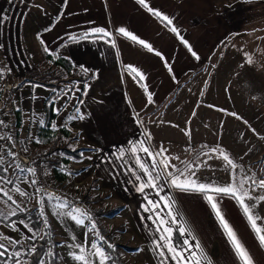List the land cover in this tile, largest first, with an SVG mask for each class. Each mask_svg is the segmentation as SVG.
I'll return each mask as SVG.
<instances>
[{
  "label": "crops",
  "instance_id": "crops-1",
  "mask_svg": "<svg viewBox=\"0 0 264 264\" xmlns=\"http://www.w3.org/2000/svg\"><path fill=\"white\" fill-rule=\"evenodd\" d=\"M217 7L218 0H63L43 26L44 51L64 54L72 72L57 66L74 84L58 94L46 88L42 102L59 95L73 130L84 132L80 144L85 133L95 135L96 146L86 144L102 153L98 172L128 206L116 203L122 229L112 236L122 264H264L254 224L261 222L223 189L226 166L194 173L188 160L161 163L156 154L184 150L191 122L178 109L192 104L188 95L205 93L212 64L224 61L218 49L227 19ZM164 128L181 138H164ZM207 174L218 186L203 183Z\"/></svg>",
  "mask_w": 264,
  "mask_h": 264
},
{
  "label": "rangeland",
  "instance_id": "rangeland-1",
  "mask_svg": "<svg viewBox=\"0 0 264 264\" xmlns=\"http://www.w3.org/2000/svg\"><path fill=\"white\" fill-rule=\"evenodd\" d=\"M62 2L0 0V264H28L30 251L44 238L46 254L39 264H105V257L113 264L104 244L115 251L121 247L112 237L122 229L116 203L128 206L98 172L102 153L86 144L96 146L95 135L89 131L85 144L79 143L84 132L73 130L67 121L72 110L61 109L59 95L51 98L55 118L46 127L48 139H39L44 90L57 87L58 94L74 84L65 82L68 77L57 66L64 54L49 55L42 44L43 26ZM218 2L227 19L218 49L224 61L212 64L205 93L188 95L192 104L178 109L179 118L191 122L184 150L156 154L161 163L188 160L185 166L194 173L203 166H226L223 189L236 193L253 222H261L254 224L264 241V0ZM164 129V138H181ZM77 150L79 159L65 153ZM163 175L170 183V174ZM203 183L218 186L213 175ZM23 214L28 219H16Z\"/></svg>",
  "mask_w": 264,
  "mask_h": 264
},
{
  "label": "trees",
  "instance_id": "trees-1",
  "mask_svg": "<svg viewBox=\"0 0 264 264\" xmlns=\"http://www.w3.org/2000/svg\"><path fill=\"white\" fill-rule=\"evenodd\" d=\"M59 64H61L62 67H64V69L68 73H71L73 68H74L72 63L68 60L67 61L61 60L58 62V65ZM81 82L86 83L87 80L81 79ZM47 88L51 89L53 87L48 86ZM85 93H86V89L84 87L82 90V93L79 97V104H82L83 97H84ZM53 106H54V102L51 98H49L45 103V113L42 115V120L44 121V125L39 127V129H40V135H39L40 138L39 139L44 141V142L48 139L47 136H49L47 131H46V127L51 122V120H53L55 118ZM65 153L70 155L72 158H76V159L81 158L80 154H79L80 151H78V150L77 151H66ZM3 175H4V172L2 171V168L0 167V176H3ZM19 218L20 219L21 218H25V219L27 218L28 219V215L26 216L23 214V215H19L16 217V219H19ZM40 226H41V224H40ZM46 244H47V242H46L45 238L37 241L36 246L34 245L35 246L34 251L31 250L30 251L31 254H30V256H28V259H29L28 264H39V261L42 258V256H44V254H46ZM104 246H105L107 252L109 253V255L111 257L113 264H121V262L118 259L115 248H113L111 246H107L105 244H104ZM0 261H2V259H0Z\"/></svg>",
  "mask_w": 264,
  "mask_h": 264
},
{
  "label": "built area",
  "instance_id": "built-area-1",
  "mask_svg": "<svg viewBox=\"0 0 264 264\" xmlns=\"http://www.w3.org/2000/svg\"><path fill=\"white\" fill-rule=\"evenodd\" d=\"M122 262V261H121Z\"/></svg>",
  "mask_w": 264,
  "mask_h": 264
}]
</instances>
